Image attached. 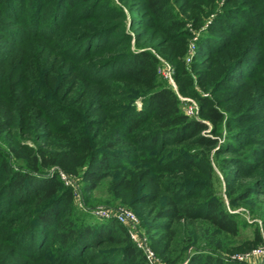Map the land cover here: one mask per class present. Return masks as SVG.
<instances>
[{
  "label": "rangeland",
  "instance_id": "1",
  "mask_svg": "<svg viewBox=\"0 0 264 264\" xmlns=\"http://www.w3.org/2000/svg\"><path fill=\"white\" fill-rule=\"evenodd\" d=\"M94 1L0 0L1 154L13 169L27 171L28 165L13 155L10 144L44 145L50 127L39 107L40 99L48 95L54 101L69 102L73 77L79 73L52 44L54 37L63 32L74 40L83 31L101 29L103 34L86 39V45L81 43L84 39L77 41L73 52L79 49L83 55L98 48L101 52L95 58L102 59L122 50L148 51L153 66L138 73L148 78L147 90L169 88L178 111L204 126L196 135L188 132L181 139L159 140L145 154L136 143L144 156L127 164L122 160V169L110 172L89 191L81 169L76 173L58 165L43 169L45 173L56 171L71 190L72 201L63 206L62 218L72 217L78 225L99 222L114 219L102 211L126 207L138 218L135 231L155 253L153 264H186L194 249L219 253L234 264H264V259H230L232 254L255 248L264 236V0H166L178 22L173 30L164 18L154 19L143 10L144 0H99L96 7ZM157 22L160 25L154 27ZM164 68L170 77L164 75ZM105 82L118 84L122 98L110 102L108 110L99 109L101 103L89 99L92 110H85L86 114L114 113L116 106L130 101L136 108L144 104L141 96L129 97V78L112 76ZM189 105L194 109L190 114L185 111ZM211 108L219 118L209 113ZM145 110L150 113L149 104ZM199 136L207 139L199 141ZM126 144L133 145L122 138L120 147ZM188 159L193 160L190 166ZM168 198L180 204L215 198L232 213L238 232L218 230L201 217L159 216ZM21 200L15 197L11 209L0 214L4 216L0 264H119L116 254L122 232L116 240L75 248L71 256L51 236L46 244L36 239L21 241L23 235L18 241L11 238L10 233L14 236L26 220ZM123 228L131 226L125 223ZM169 230H175L174 239L166 245Z\"/></svg>",
  "mask_w": 264,
  "mask_h": 264
},
{
  "label": "trees",
  "instance_id": "2",
  "mask_svg": "<svg viewBox=\"0 0 264 264\" xmlns=\"http://www.w3.org/2000/svg\"><path fill=\"white\" fill-rule=\"evenodd\" d=\"M98 1H94V7ZM144 9L154 19L164 18L169 29L173 30L177 27L178 22L172 17L171 8L167 6L166 0H144ZM159 25V22L153 24L154 27ZM107 30V28L102 29L104 32ZM101 33L103 34L101 29H95L92 32L83 31L74 40L68 38V35L58 34L57 39L54 37L52 44L58 47V50L64 54V58L70 61L79 76L73 77L72 84L75 87L72 88L71 94L68 93V103L54 101L48 95L40 99L39 107L50 127L45 134L49 140L44 145L33 147L21 143L10 144L9 149L13 155L22 158L28 165L27 171L10 167L0 152V177L4 180L0 184V214L11 209L13 206L11 202L15 197L20 198L23 205L22 215L26 220L14 231V236L12 232L10 233L11 238L14 237L18 241L19 236L23 235L21 241L36 239V243L46 244L51 236L56 243L66 248L68 250L66 254L71 256L70 252H75V248L80 249L83 246L88 247L116 240L117 235L122 232L124 237L120 239L121 246L116 254V257H119V264H150L130 238L128 230L124 229L123 224L115 218L79 225L72 217L62 218L63 206H68L72 201L71 190L63 185L56 171L43 172V169L52 165H58L73 173L81 169L84 187L86 191H89L95 189L110 172L122 169L124 167L122 162L125 161L127 164V162L137 161L144 156L145 151L154 149L159 140H165L168 136L181 139L183 133L188 132L196 135L204 126L202 122L187 119L185 114L178 111L175 96L169 88L159 87L156 90H147L150 85L146 82L148 78L139 76L138 73L153 66V57L148 51L122 50V52L119 50L120 54L102 59L95 58L96 54L101 52L98 48H90L93 50H87L88 53L83 55L79 49L77 54L73 52L77 41L84 39L81 42L84 43L88 38H91L89 39L91 41L95 39L94 35H101ZM51 34H49L50 38L53 36ZM75 54L76 57L79 55L78 58L74 57ZM112 76L129 78L132 81L129 97L135 99L141 96L144 104L141 108H136L130 101L123 106H116L118 110L114 113L103 112L96 116L86 114L85 110H92V108L89 110L87 102L89 99H95L101 103L99 109L108 110L110 102L122 98L118 84L110 85L105 82V79ZM94 85L99 87L95 89ZM146 104L150 105L149 114L145 110ZM209 113L214 117H220L215 108H211ZM143 122L147 124L144 126ZM122 138L129 139L133 145L126 144L120 147ZM204 139L207 138L203 136L197 138L199 141ZM136 143L143 146L144 154L140 147L135 146ZM192 163L193 160H187V165L190 166ZM123 176L120 179H123ZM126 179V185H128L129 180ZM4 195L6 197L3 199ZM164 205L158 211L159 216H169L172 219L201 217L218 230L232 235L238 232V223L232 213L215 198L181 204L175 199L168 198L164 201ZM3 217L0 216V221ZM165 227L169 228L170 224H166ZM0 229L3 230L1 225ZM169 231L172 233L167 238L166 245H170L174 239L175 230ZM2 243L0 239V250ZM234 263L226 260L219 253L204 249H194L186 262V264ZM104 264L113 263L104 261Z\"/></svg>",
  "mask_w": 264,
  "mask_h": 264
},
{
  "label": "built area",
  "instance_id": "3",
  "mask_svg": "<svg viewBox=\"0 0 264 264\" xmlns=\"http://www.w3.org/2000/svg\"><path fill=\"white\" fill-rule=\"evenodd\" d=\"M163 73L164 75L170 77V71L168 70V68H164ZM185 111L190 114L193 113L194 109L192 106L189 105L185 108ZM59 175L64 178L63 172L59 171ZM65 182L67 183V181ZM102 214L106 217L109 215H113L114 218L122 224H130L131 228H128V234L130 238L133 240L136 246L142 250L146 260L150 264H153L155 253L152 248L146 244L145 238L139 236L138 233L135 231V225L138 222V218L131 209L122 207L114 212H111L109 210L102 211ZM253 258L261 260L264 259V236L262 237L260 244H258L255 248L248 251L235 253L230 256L231 260L235 259L241 262H247Z\"/></svg>",
  "mask_w": 264,
  "mask_h": 264
}]
</instances>
